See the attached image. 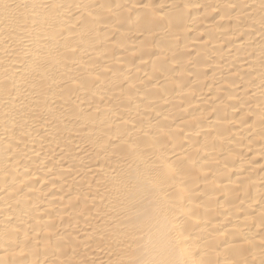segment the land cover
<instances>
[{
	"label": "bare ground",
	"instance_id": "bare-ground-1",
	"mask_svg": "<svg viewBox=\"0 0 264 264\" xmlns=\"http://www.w3.org/2000/svg\"><path fill=\"white\" fill-rule=\"evenodd\" d=\"M0 264H264V0H0Z\"/></svg>",
	"mask_w": 264,
	"mask_h": 264
}]
</instances>
